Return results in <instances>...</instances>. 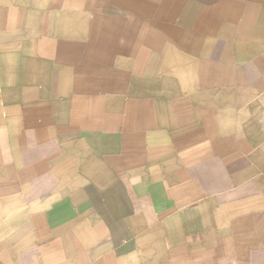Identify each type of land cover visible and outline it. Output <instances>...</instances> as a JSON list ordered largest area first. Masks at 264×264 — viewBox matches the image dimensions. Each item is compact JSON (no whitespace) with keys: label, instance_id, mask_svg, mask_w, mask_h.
Wrapping results in <instances>:
<instances>
[{"label":"crops","instance_id":"1","mask_svg":"<svg viewBox=\"0 0 264 264\" xmlns=\"http://www.w3.org/2000/svg\"><path fill=\"white\" fill-rule=\"evenodd\" d=\"M0 264H264V0H0Z\"/></svg>","mask_w":264,"mask_h":264}]
</instances>
